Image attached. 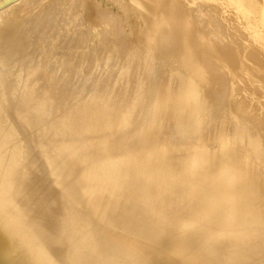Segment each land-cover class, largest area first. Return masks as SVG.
<instances>
[{
  "label": "bare ground",
  "instance_id": "1",
  "mask_svg": "<svg viewBox=\"0 0 264 264\" xmlns=\"http://www.w3.org/2000/svg\"><path fill=\"white\" fill-rule=\"evenodd\" d=\"M26 1L0 0V264H264V0Z\"/></svg>",
  "mask_w": 264,
  "mask_h": 264
},
{
  "label": "rangeland",
  "instance_id": "2",
  "mask_svg": "<svg viewBox=\"0 0 264 264\" xmlns=\"http://www.w3.org/2000/svg\"><path fill=\"white\" fill-rule=\"evenodd\" d=\"M197 1H200V0H197ZM197 1L194 0L193 3L197 2ZM205 1H208V2H206V5L209 6V5H210L209 0H205ZM205 1H204V0H202V2L200 1L201 4H199V2H197V3L199 4V8H197V9H199V12H198V14H197V11H196V14H197L198 16L200 15V16H199L200 18L205 17L207 13H206L204 10L206 9V11L209 12V15L207 14L206 18H204V19H206V21H207V20H208L207 17L210 18L209 16H212L211 18L213 19V17H216V14H215V11H214L213 9L211 10V8H214V7L209 6V7H210V10L207 9V8H205V7H206L205 4H203V5H205V6L203 7L202 3H203V2L205 3ZM210 1H211V0H210ZM246 1H247V0H244V1L240 0L239 3H241L242 5L238 3V4H239V8H244L245 6H247V2H248V1H247V2H246ZM26 2H27V4H26L27 6H29V3L32 4V1L30 2V0H28V1H26ZM28 2H29V3H28ZM99 2H100V4L102 3V4H101L102 6H103L104 3H105L103 0H99ZM244 2H245V3H244ZM197 3H195V4H197ZM245 4H246V5H245ZM26 5H25V7H26ZM200 5H201V6H200ZM243 5H244V7H243ZM194 6H195V5H194ZM240 6H241V7H240ZM5 7H6V6H5ZM200 7H201L202 9L204 8L203 11H204L206 14L202 11V9H201ZM209 7H208V8H209ZM2 8L4 9V7H2ZM2 8H1V10H2ZM239 8H238V9H239ZM248 8H249V7H248ZM248 8L246 7V8H244V9L246 10V9H248ZM208 10H209V11H208ZM248 10H249V13L251 14V15H250V14L248 13V14H249V18H247V17H248V15H247ZM248 10H247V12L245 11V14L247 15V16L245 15V18H247V19H249V21H251L250 18H251L252 15H253L251 12H253V11H251V9H248ZM200 11H201V13H203V16H202V14H200ZM210 11H211V12H210ZM232 12L234 13V11H232ZM232 12H229V13H228V14H230L229 19L232 18V17H234V14H233ZM210 13H211L212 15H211ZM204 14H205V15H204ZM214 14H215V16H214ZM217 14H218V13H217ZM231 14H232V16H231ZM201 16H202V17H201ZM228 16H229V15H228ZM218 17H220V20H221V16L219 15V16H217V18H218ZM217 18H215V19H217ZM227 18H228V17H227ZM204 19H203L202 22L207 24V22H205ZM212 19H211V21H212ZM232 19H233V20H232ZM232 19H231L232 21H231V20H230V21L228 20V23L231 24V27H232V26H237V25H238V22H237V21H236L237 23H236V22H233L235 19H234V18H232ZM199 20H201V19H199ZM209 21H210V19L208 20V23H209ZM213 21H214V20H213ZM216 21H219V18H218ZM216 21H214V22H216ZM249 21H247V20H246L245 22L243 21L244 25L246 26V25L249 23ZM219 22H220V21H219ZM219 22H218V23H219ZM231 22H233L234 24L232 25ZM241 22H242V21H241ZM247 22H248V23H247ZM251 22H252V21H251ZM216 23H217V22H216ZM218 23H217V24H218ZM228 23H227V24H228ZM235 23H236L237 25H236ZM245 23H247V24H245ZM227 24H226V25H227ZM239 24L242 25V23H239ZM222 25L224 26V24H222ZM244 25L241 26V27H239L240 30H241L242 27H244ZM227 26H228V25H227ZM239 26H240V25H239ZM225 27H226V26H225ZM229 27H230V25H229ZM229 27H228V28H229ZM226 28H227V27H226ZM245 30H246V33L248 34L249 31L247 32V29H244V31H245ZM249 30H250V32H251V29H249ZM216 33H218V31H217ZM217 35H218V34H217ZM219 42H220V41H219ZM221 43H222V42L219 43L220 46H221ZM222 46H223V43H222Z\"/></svg>",
  "mask_w": 264,
  "mask_h": 264
}]
</instances>
